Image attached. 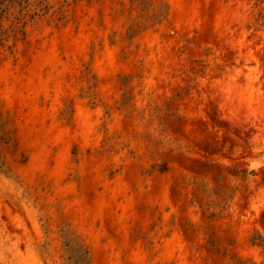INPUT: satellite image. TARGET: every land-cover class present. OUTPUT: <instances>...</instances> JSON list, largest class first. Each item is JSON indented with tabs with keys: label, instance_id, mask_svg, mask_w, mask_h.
<instances>
[{
	"label": "rangeland",
	"instance_id": "obj_1",
	"mask_svg": "<svg viewBox=\"0 0 264 264\" xmlns=\"http://www.w3.org/2000/svg\"><path fill=\"white\" fill-rule=\"evenodd\" d=\"M2 1L0 264H264V0Z\"/></svg>",
	"mask_w": 264,
	"mask_h": 264
},
{
	"label": "trees",
	"instance_id": "obj_2",
	"mask_svg": "<svg viewBox=\"0 0 264 264\" xmlns=\"http://www.w3.org/2000/svg\"><path fill=\"white\" fill-rule=\"evenodd\" d=\"M0 3H3L0 0ZM0 134V141H5ZM4 164V162H2ZM65 237V251L66 261L63 264H92L90 251L87 245L82 240L75 237L71 232L67 231L64 234Z\"/></svg>",
	"mask_w": 264,
	"mask_h": 264
}]
</instances>
